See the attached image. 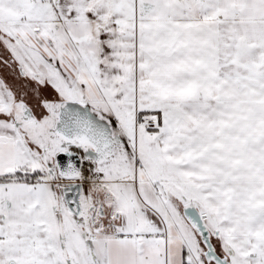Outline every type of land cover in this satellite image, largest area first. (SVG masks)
Wrapping results in <instances>:
<instances>
[{
  "label": "snow or ice",
  "instance_id": "1",
  "mask_svg": "<svg viewBox=\"0 0 264 264\" xmlns=\"http://www.w3.org/2000/svg\"><path fill=\"white\" fill-rule=\"evenodd\" d=\"M0 264H264V0H0Z\"/></svg>",
  "mask_w": 264,
  "mask_h": 264
}]
</instances>
